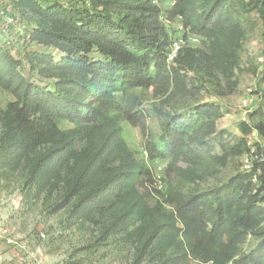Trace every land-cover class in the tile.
Segmentation results:
<instances>
[{
  "label": "trees",
  "instance_id": "16d2710c",
  "mask_svg": "<svg viewBox=\"0 0 264 264\" xmlns=\"http://www.w3.org/2000/svg\"><path fill=\"white\" fill-rule=\"evenodd\" d=\"M62 1H16L40 19L27 44L57 51L58 61L55 54L29 46L17 58L0 45V90L14 97L5 110L0 108V180L25 175L29 205L70 170L67 196L79 199L77 219L118 206L120 222L136 226L149 212L142 191L151 172L129 153L116 127L121 106L115 94L158 82L179 85L181 72L197 64L192 47L169 64L172 39L165 17L179 19L186 37L213 41L232 21L236 5L257 11L264 22V0H172L169 11L157 0ZM24 60L50 83L25 76L20 70ZM222 114L218 105L204 104L171 119L160 139L148 146V155L152 160L185 158L190 138ZM253 116L260 117L255 128L264 137V109ZM63 123L77 130H65ZM240 126L245 136L253 130L245 122ZM255 174L242 172L215 190L168 200L173 212L158 213L142 240L140 258L170 251L162 264L189 257L205 264H264V174L260 184L254 183ZM251 234L260 243L239 256V246Z\"/></svg>",
  "mask_w": 264,
  "mask_h": 264
},
{
  "label": "rangeland",
  "instance_id": "374dc122",
  "mask_svg": "<svg viewBox=\"0 0 264 264\" xmlns=\"http://www.w3.org/2000/svg\"><path fill=\"white\" fill-rule=\"evenodd\" d=\"M16 1L2 0V4L15 14L18 24L27 25L28 32L4 34L0 30V45L6 46L10 41L6 47L17 58H23L29 46L55 54L58 61L61 54L57 51L27 44L29 31L40 24V19L26 6H17ZM81 1L64 0V3ZM156 2L163 11H169L173 5L172 0ZM250 9L244 5L233 7L232 21L213 41L186 37L179 19L171 21L165 17L163 22L172 44L185 40L184 48L190 46L196 50L197 64L181 72L183 83L179 85L158 82L151 87L115 94L121 106L116 113V127L129 153L151 172V181L142 191L149 208L145 220L136 226L120 222L118 206L106 213L93 212L77 219L75 206L79 199L67 196L70 170L47 185L29 205L24 198L26 176L3 179L0 180V264L163 263L170 251L143 258L140 251L145 233L158 213L173 212L167 201L222 187L242 173V158L250 149L249 143L258 140L257 146L264 145V137L254 134L260 117L253 116L259 108L264 109V22L257 11ZM20 70L35 83H50L27 60ZM12 101L14 97L10 93L0 90L1 109L5 110ZM204 104L218 105L223 116L205 123L190 138L186 157L152 160L148 146L160 139L168 122ZM128 115L136 118L129 119ZM244 122L253 128L247 136L240 126ZM61 127L77 130L71 123H63ZM260 241L257 235H249L239 246V256L250 253ZM178 264L205 263L189 257Z\"/></svg>",
  "mask_w": 264,
  "mask_h": 264
},
{
  "label": "built area",
  "instance_id": "2783aa9c",
  "mask_svg": "<svg viewBox=\"0 0 264 264\" xmlns=\"http://www.w3.org/2000/svg\"><path fill=\"white\" fill-rule=\"evenodd\" d=\"M41 2L47 0H40ZM63 3L62 0H58ZM0 30L4 34L16 33L23 34L28 32V27L26 24H18L15 14L7 7L2 4L0 0ZM192 39V38H191ZM197 41V40H194ZM7 45H10V41L6 42ZM186 44L185 40L176 41L172 44L171 50L168 54L169 64H174L176 57L179 52L184 48ZM6 45V46H7ZM190 47V46H189ZM263 61V59H261ZM248 104L245 105L247 107ZM254 134H260L257 130ZM259 136V135H258ZM262 138V136L260 135ZM264 140V138H262ZM258 140L251 141L250 149L247 153L243 155L242 158V172L244 173H253L255 171L254 183L260 184L259 177L264 174V145L259 147L257 146ZM257 147V148H256ZM162 170V168H160ZM264 207V204H263ZM261 229L264 233V218L261 224Z\"/></svg>",
  "mask_w": 264,
  "mask_h": 264
}]
</instances>
